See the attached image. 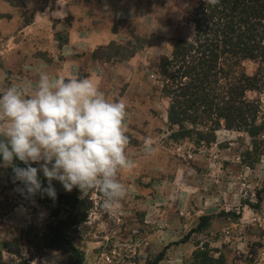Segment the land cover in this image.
I'll return each mask as SVG.
<instances>
[{"label": "rangeland", "instance_id": "rangeland-1", "mask_svg": "<svg viewBox=\"0 0 264 264\" xmlns=\"http://www.w3.org/2000/svg\"><path fill=\"white\" fill-rule=\"evenodd\" d=\"M196 4L0 0V92L34 84L42 71L95 81L109 100L127 106L131 161L118 173L128 192L115 213L101 207L97 190L65 191L57 181L61 205L23 207L10 168H0V264H76L71 247L46 236L49 224L65 218L80 219L63 230L82 252L81 264H193L200 250L226 264H264V131L254 144L221 122L207 144L197 141L200 126L184 124L190 137L179 139L180 127L168 119L159 61L193 37ZM233 71L261 76L259 90L245 98L259 106L256 126L264 124V62L242 61ZM74 197L82 201L73 205ZM205 215L209 224L194 231Z\"/></svg>", "mask_w": 264, "mask_h": 264}, {"label": "clouds", "instance_id": "clouds-1", "mask_svg": "<svg viewBox=\"0 0 264 264\" xmlns=\"http://www.w3.org/2000/svg\"><path fill=\"white\" fill-rule=\"evenodd\" d=\"M126 107L89 78L42 71L34 84H11L0 92V168H11L25 200L54 201L57 181L65 191L97 190L101 207L118 212L128 192L118 173L131 166Z\"/></svg>", "mask_w": 264, "mask_h": 264}, {"label": "trees", "instance_id": "trees-1", "mask_svg": "<svg viewBox=\"0 0 264 264\" xmlns=\"http://www.w3.org/2000/svg\"><path fill=\"white\" fill-rule=\"evenodd\" d=\"M189 22L193 25V37L178 40L171 55L159 61V73L165 82L163 92L170 95L168 119L180 127L175 136L190 137V130L183 125H197L201 127V131L196 132L197 141L212 144L215 131L223 122L224 129L245 132L255 144L256 137L264 131V124L256 126L259 106L245 98V91H258L262 79L257 73L236 76L233 68L246 60L264 62V0H197L190 11ZM17 164L23 166L18 161ZM11 177L10 168L9 184L15 189L18 182L13 183ZM41 179L46 183L43 177ZM15 193L19 204L26 208L55 201L61 205L60 199L64 197L57 194L53 201L37 194L32 200H25ZM72 201L76 205L82 200L74 197ZM57 216L59 214L53 217ZM66 219L49 224L46 236L50 244L71 247L74 262L81 264L82 252L70 246L63 230L79 224L80 219ZM210 219L208 215L201 216L194 231L206 227ZM157 260L161 261L162 255ZM193 264L226 263L221 255L213 258L207 251L200 250L194 253Z\"/></svg>", "mask_w": 264, "mask_h": 264}]
</instances>
